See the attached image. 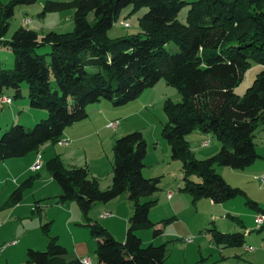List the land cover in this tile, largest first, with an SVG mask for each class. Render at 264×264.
<instances>
[{
    "label": "trees",
    "instance_id": "obj_1",
    "mask_svg": "<svg viewBox=\"0 0 264 264\" xmlns=\"http://www.w3.org/2000/svg\"><path fill=\"white\" fill-rule=\"evenodd\" d=\"M36 1L11 0L0 5V46L8 45L15 58L13 69L0 67V97L7 88H13L20 97L26 82L31 107L48 114L32 128L14 123L0 135V161L23 157L38 152L46 143L58 142L68 126L88 117L87 105L102 99L117 106L127 104L164 77L182 94L179 102L165 101L168 120L163 129L173 157L184 160L182 190L194 201L205 197L214 203L243 194L214 166L245 169L260 157L254 138L264 124V0L48 1L47 10L67 5L75 8L73 31L51 30L39 35L22 26L6 38L17 6ZM187 3L192 6L183 22L177 15ZM128 5L133 6L132 11L148 7L139 18L141 31L110 38L108 30ZM91 12L95 13L94 22L89 20ZM170 42L179 47L177 52L167 49ZM45 43L51 45V51L36 52ZM251 60L258 61L263 69L241 96L235 87ZM89 66L98 69L89 71ZM196 129L213 133L222 143L216 155L194 157L186 136ZM147 151V140L139 130L116 139L111 183L104 189L86 166H66L60 155L46 163L61 186L60 198L75 200L89 220L91 234L97 239V264H164L166 244L144 245L137 233L142 227L153 229L154 237L162 233L149 217L156 200L140 201L151 197L160 183L159 177L146 178L143 174ZM193 175L200 180H193ZM33 179L14 190L10 201L20 202L23 187ZM123 193L134 207L126 238L119 241L105 226L92 222L89 212L94 203L109 202ZM246 198L250 208L264 213L257 201ZM213 241L219 246H242L245 237L242 232L225 233L214 228ZM65 255L67 249L54 237L45 250L28 248L27 263L82 264L78 258L65 261Z\"/></svg>",
    "mask_w": 264,
    "mask_h": 264
},
{
    "label": "rangeland",
    "instance_id": "obj_2",
    "mask_svg": "<svg viewBox=\"0 0 264 264\" xmlns=\"http://www.w3.org/2000/svg\"><path fill=\"white\" fill-rule=\"evenodd\" d=\"M10 1L0 0V5L8 4ZM48 1L69 3L71 0H37L34 3L17 6L14 16L10 19L5 37L11 38L13 33L22 26L34 29L40 35L46 34L51 30L58 32L73 31L75 28V8L72 5H67L61 9L47 10ZM185 1L192 2L196 0ZM191 6V3H187L178 13L177 18L186 22ZM132 10V5L122 9L117 21L108 30L110 38L137 34L141 31L139 18L148 10V7L143 6L135 11ZM43 11L46 13L43 14ZM26 18L31 20L28 25L24 24ZM89 20L90 22L95 21L94 12L89 14ZM122 22L128 23L129 26L123 25ZM167 49L171 52H177L179 47L174 42H170L167 44ZM50 51L51 45L48 43L36 49V52L39 53H48ZM250 62L251 64L247 67L239 84L235 87V92L241 96L245 94L258 73L263 69V66L258 61L251 60ZM14 66L15 58L12 50L8 45H1L0 67L13 69ZM87 69L96 71L98 68L89 66ZM53 87L56 88L55 81H53ZM21 89L26 94L28 89L26 82L22 83ZM5 93L10 95L14 108H16L18 104L16 100L21 97L15 96L13 88L5 89ZM168 98L179 102L182 100V94L176 86L167 83V80L163 77L155 85L146 88L135 100L127 104L117 106L108 99H102V103L97 102L87 105L88 117L81 121L83 125L79 129L85 136L78 138V140L71 139L69 145L66 144L68 146L63 147V150H72L73 156H69L71 158L60 156L61 159L66 166H71V163L77 166H87L91 175L97 178L100 187L107 188L111 183L115 140L129 132L141 131L148 143L143 174L146 178L159 177L160 183L159 189L151 197H142L140 201L156 200L151 208L149 217L151 220L160 221L159 224H161L165 233L164 236L153 237V229L148 227L138 229L137 233L141 232L143 235V237L141 235L140 237L144 241V245L150 243L155 245L166 244L167 257L164 264H252L253 260L251 257L255 253L257 254L256 264H264V228L260 230L255 222V217L248 213L251 209L246 198L255 200L259 203V206L264 207V184L257 178L264 172L261 174L255 171L251 172L252 168L264 165V158H258L256 163L245 169H234L229 166L215 164L216 171L229 184L240 188L243 194L223 203H214L205 197L194 201L190 194L181 189L184 187V160L183 158L173 157L172 145L163 136V129L168 120L164 104ZM27 100L29 103L30 98H27ZM101 104H108V107ZM13 105L0 102V135L14 123H17L15 122V117H18L20 111L15 109L16 112H12L10 108ZM118 117L119 124L116 127L107 126L108 121L110 122V120ZM21 118L24 119L27 129L34 127L38 122L31 123V119H28L25 112ZM186 140L190 145L191 152L197 159L212 157L222 147V143L213 133L201 132L198 129L187 134ZM207 140L210 141L209 145L203 147V142ZM254 141L257 152L260 155H264V124H261L255 132ZM60 142L46 143L47 153L44 152L42 154L43 149L39 150L42 162L44 161V168L40 171L42 178H39L38 173L33 172L35 170H32V168L31 171L29 170L27 155L14 158L11 165H9L10 161H0V217L4 215L1 212L8 202L10 205L13 203L10 201L11 193L25 182L23 181L25 177H38L33 179L30 185L23 187V200L17 205L16 210L12 212L11 218H9L3 228L4 235L8 234L10 238L6 241L0 238V264L9 263L7 260L9 258L14 259L12 261L16 264H28L27 252H21L23 247L27 243H31L35 247H30L45 250L49 241L54 237L58 238V242L67 248V255L64 256L65 261L73 259L71 253L75 241L76 243L86 241L89 246L88 254L91 255L94 262H97V239L91 234L90 226L87 224L89 220H87L86 215L83 214L76 201L64 200L68 201V203L72 202L77 207L76 210L71 208L67 212L62 211L63 209H58L55 204L56 200H60L61 203L63 201L60 198L62 189L59 183L52 181L46 173V159L49 152L62 149L57 144ZM228 147L230 148V145ZM31 155L28 156L31 157ZM20 173H24L27 176L20 178ZM43 178L49 183H43ZM191 178L195 181L200 180L197 175H193ZM14 179L19 181L15 183L13 182ZM169 190L183 191L185 192L183 194L189 198L186 210L178 214L182 218V223L176 216L171 219L170 217L172 216L170 214L164 215L166 213L165 197ZM117 198L119 199L111 200L114 202L113 204L120 205L119 208L121 210L120 214H117L112 209L115 217H113L110 224L115 229H118L121 225L120 222L114 220L121 219V217H127L128 219L132 215V213L130 214V208L126 207V202L129 201L131 205H134V202L128 198L127 193H123ZM36 201L40 204L37 210ZM98 203L101 204V202ZM65 207L68 208V206ZM100 212L101 210L97 211V209L94 210L92 208L89 212V218L104 226ZM68 218L69 222H67ZM2 221L0 222L1 228L3 225ZM187 225L193 232L176 236L175 233H180L179 231L185 233ZM214 228L226 233L242 232L245 242L242 246H219L213 241ZM21 237V245L7 249L9 246L7 245L8 242L13 239L20 240ZM41 238L44 241L45 239L48 240L47 245L41 246L44 244L41 242ZM189 238H192V241H188L187 239ZM249 246L253 247L254 250L248 251L247 248ZM23 253H25L24 256Z\"/></svg>",
    "mask_w": 264,
    "mask_h": 264
},
{
    "label": "crops",
    "instance_id": "obj_3",
    "mask_svg": "<svg viewBox=\"0 0 264 264\" xmlns=\"http://www.w3.org/2000/svg\"><path fill=\"white\" fill-rule=\"evenodd\" d=\"M40 35V34H39ZM43 35H44V33H43ZM6 96H8V97H10V95L9 94H6V93H4ZM21 98V100L20 99H18V100H16V102L18 103H16L17 105H16V108H14L15 106L13 105V102L11 103L13 106L10 108V110L12 111V112H16L17 110L18 111H20V113L18 114V117H15V122H17V123H20V124H22V125H24L25 126V121H23L24 119H22L21 118V116L23 115V113L25 112L26 113V115H27V117H28V119L30 118L31 119V123H35L36 121H39V120H41V119H43V118H46L47 117V114H48V112L46 111V110H44V109H37V108H33V107H31V105H30V102L28 103V100H27V98H28V89H27V92H26V94H25V92L23 91V90H21V96H20ZM17 99V98H16ZM20 100V101H19ZM99 102H101L102 103V101H99ZM101 105H105V107H108V104H101ZM15 109H16V111H15ZM102 112V111H101ZM13 116H15V114H13ZM115 119H119V117L118 118H115ZM115 119H112V120H115ZM24 123H23V122ZM84 121V120H83ZM111 121V120H110ZM82 122L81 121H79V122H76V123H74V124H72V125H70V126H68L66 129H65V132H64V134H63V137H62V139H64V138H68L70 141H71V139L73 140V139H77L78 140V138L80 139V138H82L83 136H85L84 135V133H81V131L79 130L80 129V127L83 125V124H81ZM109 123V121L107 122V124ZM202 132V131H201ZM60 141V140H59ZM58 144V146L60 147V148H62V149H56L54 152H49L48 154H47V159H46V162L48 161V160H50L53 156H56V155H60V156H62L63 158H65V156H67V157H69V156H73V153H72V150H63V147H65V146H68V145H66V144H62V143H57ZM46 145H43V147L40 149V150H42L43 149V151H42V154L44 153V152H46L47 151V147H45ZM66 151V152H65ZM39 153L41 154V152L39 151ZM47 153V152H46ZM32 154V155H31ZM36 154H37V152H31V153H29V154H27V157H26V159H28V166H29V170L31 171V167L33 166V164L35 163V158H36ZM28 155H31V157H29ZM260 155V154H259ZM43 156V155H42ZM29 157V158H28ZM71 157H69V158H71ZM261 157H263L264 158V155H260V157L259 158H261ZM17 158H19V157H17ZM14 158H11V159H7V160H5V161H10L9 162V165H11V163H12V161H14L13 160ZM71 160V159H70ZM258 160V159H257ZM256 160V161H257ZM4 161V160H3ZM256 161L254 162V163H256ZM65 163V162H64ZM253 163V164H254ZM72 165H74L73 163H71ZM252 165V164H251ZM79 166H81V165H79ZM87 167V166H86ZM249 167V166H248ZM255 167V166H254ZM44 168V161H43V166L39 169V170H35V171H33V172H36V173H38V177L39 178H42L43 176H42V173L40 172L42 169ZM253 171H255V172H258V174L260 173H262V172H264V165L263 166H261V167H258V168H252V170H251V172H253ZM35 173V174H36ZM46 173L48 174V176H49V178L52 180V181H55L54 179H53V177L51 176V174L48 172V170L46 171ZM45 173V174H46ZM24 173H20V178L21 177H25V176H27L26 174H24ZM30 177H34V179H36V178H38V177H36L35 178V176H30ZM30 177H25V180H23V181H26L27 179H29ZM43 180V183H49V182H46V180L43 178L42 179ZM19 180H17V179H14L13 180V182H15V183H17ZM48 181V180H47ZM50 181V180H49ZM32 182H33V180H32ZM22 185H23V183L21 184V186L20 187H22ZM46 185V184H45ZM17 188H19V187H17ZM16 188V189H17ZM16 189H14V190H16ZM104 189V188H103ZM182 189V188H181ZM14 190L12 191V193L14 192ZM169 191H172L173 192V195H172V197H169V195L167 194V196L165 197V207H166V213L164 214L165 216L167 215V214H170V216H172V217H170L171 219L172 218H174L175 216H176V218H179L180 220H181V222L180 223H182V218L181 217H179V215L178 214H180L181 212H183V211H185L186 210V206H187V204H188V196H186V195H184L183 193H185V192H183V191H181V192H176L175 190H169ZM169 191H168V193H169ZM11 193V194H12ZM23 194V193H22ZM44 196V195H43ZM56 197H58V196H56ZM11 198V197H10ZM47 198V197H46ZM117 199H119V198H116V200ZM23 200V195H22V199H21V201ZM72 200V199H71ZM20 201V202H21ZM73 201V200H72ZM20 202H18V203H13V204H9V202H8V204L4 207V209L2 210V212L1 213H4V215H2L1 217H0V222L2 221L3 222V225H2V228H1V230H0V238L3 240V241H6V240H8L9 238H10V235H8V234H5L4 235V231H3V228H4V226L6 225V223H7V221L9 220V218H11V215H12V212L13 211H15L16 210V208H17V205L20 203ZM38 201H36V204H35V206H36V210L39 208V206H40V204H39V202L37 203ZM114 202H112V201H109V202H101V204L100 203H98V202H96V203H94V205H93V207L92 208H94V210L95 209H97V211L98 210H101V212H100V215H101V217H102V223L104 224V226L116 237V238H118V239H120V240H122V241H124L125 240V238H126V231H127V229H128V226H129V218L130 217H128V219H127V217H121V219L120 218H118L117 220H114V221H116V222H120V225L121 226H119V228L118 229H115V227L112 225V224H110L111 223V220L113 219V217H115V216H113V211H112V209H114V211L117 213V214H120V212H121V210H120V208H119V206L120 205H118V204H113ZM56 206H57V208L58 209H63L62 211H65V212H67V211H69V210H71V208L72 209H74V210H76L77 209V207L76 206H74V204H72V202H69L68 203V201H62V203L60 202V200H56ZM10 205V206H9ZM78 205V204H77ZM65 206H68V208L67 207H65ZM126 207L128 208H130V214L131 213H133L132 212V208L134 207L133 205H131V202H126ZM262 207V206H261ZM91 208V209H92ZM264 208V207H263ZM251 209V211L250 212H248L249 214H251V215H253L254 217H255V215L258 213L257 212V210H255V209H253V208H250ZM234 217V216H233ZM152 221H154V222H157V220L156 219H152ZM67 222H69V218L67 219ZM93 222V221H92ZM160 223V221H158L157 222V227H160V228H162L161 227V224H159ZM264 226V223H263V225L261 226V227H258V228H262ZM180 233H175L176 234V236H180V235H187V234H189L190 232H193L192 230H190V227H189V225H187L186 226V228H185V233H182V231H179ZM226 233V232H225ZM118 234V235H117ZM164 231H163V228H162V233H161V235H159V236H164ZM142 236L143 237V235H142V233L141 232H139V236ZM153 235V234H152ZM189 236V235H188ZM154 237V236H153ZM158 237V236H157ZM58 239V238H57ZM148 240H150V239H148ZM147 240V242H149ZM59 241V240H58ZM2 242V241H1ZM41 242H43L44 244L43 245H41V246H45V245H47V243H48V240H46L45 239V241L43 240V238H41ZM144 242V241H143ZM215 242V241H214ZM20 243H22V237H21V239L19 240H16V239H13V240H11L10 242H8V244L7 245H9L8 246V248L7 249H11V248H13V247H17V246H19V245H21ZM60 243V242H59ZM61 244V243H60ZM30 246H33V245H31V243H27L26 245H25V247H23V249H22V251L21 252H27V250H28V248H32V247H30ZM64 246V245H63ZM73 248H72V258H78V259H82V258H84V257H89L90 259H91V264H97V262H94V260L91 258V255L90 254H88V252H89V246L87 245V242L85 241V242H81V243H76V241L74 242V244H73ZM33 247H35V245L33 246ZM65 247V246H64ZM66 248V247H65ZM67 249V248H66ZM264 252V251H263ZM263 252H261V253H263ZM25 255V253H23V256ZM256 257H257V254L255 253L254 255H252V260H253V262H255V263H253L252 262V264H256V262H257V259H256ZM8 260V262L10 263V264H16V263H14V261H12V260H14V259H11V258H9V259H7ZM9 263H7V264H9ZM29 264V263H28Z\"/></svg>",
    "mask_w": 264,
    "mask_h": 264
},
{
    "label": "built area",
    "instance_id": "obj_4",
    "mask_svg": "<svg viewBox=\"0 0 264 264\" xmlns=\"http://www.w3.org/2000/svg\"><path fill=\"white\" fill-rule=\"evenodd\" d=\"M30 23H31L30 19L26 18L24 20V24L25 25H28ZM122 24L125 25V26H129L128 23H123L122 22ZM12 101H13L12 98L8 97L6 95H3V96L0 97V102L3 103V104H11ZM118 124H119V119H115V120H111L107 124V126L116 127ZM60 141H61L60 143H62V144H69L70 143V140L68 138L61 139ZM209 143H210V141L207 140V141H204L202 145H203V147H206V146L209 145ZM42 166H43V162H42V159H41V154L38 152V156L36 158V161H35V163L33 164V166L31 168H32V170H39ZM257 178L262 182V184H264V174H262L260 176H257ZM168 195H169V197H172L173 192L169 191ZM255 222H256L258 227H261L263 225V223H264V213L258 212L255 215ZM187 240L188 241H192V238H189ZM247 250L248 251H253L254 248L249 246L247 248ZM81 263L82 264H91V259L89 257H84V258L81 259Z\"/></svg>",
    "mask_w": 264,
    "mask_h": 264
}]
</instances>
